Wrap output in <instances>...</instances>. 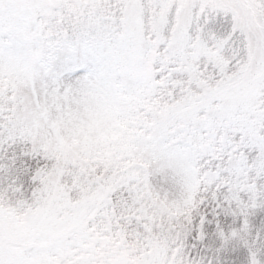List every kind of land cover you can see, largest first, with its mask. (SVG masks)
<instances>
[{"label": "snow or ice", "instance_id": "1", "mask_svg": "<svg viewBox=\"0 0 264 264\" xmlns=\"http://www.w3.org/2000/svg\"><path fill=\"white\" fill-rule=\"evenodd\" d=\"M0 45V264H264V0H0Z\"/></svg>", "mask_w": 264, "mask_h": 264}, {"label": "rangeland", "instance_id": "2", "mask_svg": "<svg viewBox=\"0 0 264 264\" xmlns=\"http://www.w3.org/2000/svg\"><path fill=\"white\" fill-rule=\"evenodd\" d=\"M7 51L5 45H0V52ZM106 51L102 42L86 43L75 39L65 42L55 54L47 82L60 88L87 86L91 78L103 76L107 71Z\"/></svg>", "mask_w": 264, "mask_h": 264}]
</instances>
